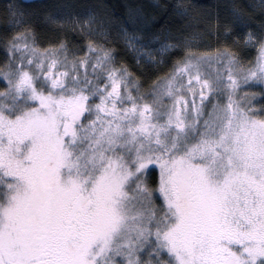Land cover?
<instances>
[{
	"label": "snow or ice",
	"instance_id": "obj_1",
	"mask_svg": "<svg viewBox=\"0 0 264 264\" xmlns=\"http://www.w3.org/2000/svg\"><path fill=\"white\" fill-rule=\"evenodd\" d=\"M6 13L22 16L15 3ZM231 15L254 23L240 4ZM130 27L126 46L144 47ZM256 27L235 41L253 59L189 49L147 93L95 41L69 59L28 30L7 39L0 264H264V19Z\"/></svg>",
	"mask_w": 264,
	"mask_h": 264
},
{
	"label": "trees",
	"instance_id": "obj_2",
	"mask_svg": "<svg viewBox=\"0 0 264 264\" xmlns=\"http://www.w3.org/2000/svg\"><path fill=\"white\" fill-rule=\"evenodd\" d=\"M13 1L25 13V27L34 35L36 46L55 48L63 43L69 59L82 58L87 54L90 38L80 26L89 14L98 15L102 36L91 40L113 49L116 66L126 67L143 90H148L169 73L170 65L182 58V51L179 45V49L166 55L162 66L139 62L123 38L122 30L129 20L135 22L136 28L151 35L167 33L169 39L179 43L178 37L196 36L205 49L229 48L243 55L245 60H251L256 55L255 51L235 42L247 34L249 27L233 25L231 5H242L254 23L264 19V13L255 9L253 0H0V65L6 62L8 55L5 41L17 30L6 13L7 6ZM75 17L77 21L81 20V24L74 23ZM226 27H232L236 35L226 32ZM164 29L167 31L162 32ZM157 171L152 174L153 182L158 176Z\"/></svg>",
	"mask_w": 264,
	"mask_h": 264
},
{
	"label": "rangeland",
	"instance_id": "obj_3",
	"mask_svg": "<svg viewBox=\"0 0 264 264\" xmlns=\"http://www.w3.org/2000/svg\"><path fill=\"white\" fill-rule=\"evenodd\" d=\"M253 2H254L253 4L255 5V9L257 11H261V12L264 13V0H253ZM14 3L17 5L16 1ZM18 8L22 12V16L18 15V17H17V23H12V26L15 25V27L17 29V30H15L14 33L23 32V31L26 30V27H25L26 26V23H27L26 15L21 10V8L19 6H18ZM90 15H93V14L92 13L89 14L87 16V18H85V19L88 20V18H89ZM95 15H93V16H95ZM21 19L23 21H25V23H19V20H21ZM74 20L77 21V17H75ZM78 21L80 22L81 20L79 19ZM99 21H100L99 20V16L96 15L95 16V20L91 24V31L84 30L86 32V36H88L90 38V40L88 42L93 41V40H91L92 38L93 39H96L95 37H98L99 38V37L102 36L101 26H100V24H98ZM12 22H13V20H12ZM128 22H129V24L126 25V27L122 31L124 32V30H127V32L130 34L133 31V29H132V27H130V25H136V24H135L134 21H131V20H129ZM79 24H81V22ZM257 24L258 23H253L252 26H251V28H249V29L247 28L246 30H248V31L249 30H253V31L258 30L257 27H256ZM80 28H81V26H80ZM136 29H137L136 34L138 36H140V37L143 38L144 47H140V45L138 44L137 45V49L138 50H133V49H130V50L136 55L137 60L139 62H141V63H143V62H146V63L149 62V63H151L153 65H156V66H158V65L162 66L163 64H165V61L164 60H165L166 55L169 54L170 52L178 49V48H172L168 53H166L164 55H160L159 54V51H158L159 48H160V43L158 41H150L149 40V38L152 37L153 35H151L150 33L146 32L144 29H143L144 31L141 28H139V29L136 28ZM166 34L163 35V36L159 35L160 40H163L165 43H168V44L180 45L181 46L180 48H181V51H182V56H183L184 51H187L189 49H191L192 51H195L197 53H214L218 49L216 47H214V48L213 47L212 48H207V49L203 48L202 47V41L198 37H196V36L195 37L194 36H192V37H189V36H187V37H178L177 39H179V41H181L179 43L178 41H175V40L173 41V39H169V35L166 36ZM29 43H31V40L29 41ZM39 48L40 49H46L44 47H39ZM220 50H222V49H220ZM174 64L173 65H170L171 67H170L169 73H166L165 76L161 77L158 80H161L164 77H166L167 75H169L172 72V70H173ZM117 67H120V66H117ZM136 83H138V82H136ZM0 85L2 86V87L0 86V91H2L6 87V82L3 81L2 78H0ZM139 87H140V85H139ZM151 88L152 87H150L148 90L147 89L143 90V88L140 87V92L141 93H147ZM250 91L259 92L260 89L258 87H256V88L250 89ZM133 95H137V93L136 92H133ZM165 102L167 103V101H165ZM260 104L261 103L258 102L255 106L257 108H259L260 107ZM156 168H154L153 170L150 171V174H149V177H148L149 184L152 187H155L158 184V181H159V169H158V167H156ZM156 170H158L157 171L158 172V176L155 178V182H153L152 174ZM161 203L162 202H161L160 199H157L156 200V204L158 206L161 205ZM165 258H167V257H165ZM145 259H147V256L146 255H145Z\"/></svg>",
	"mask_w": 264,
	"mask_h": 264
}]
</instances>
